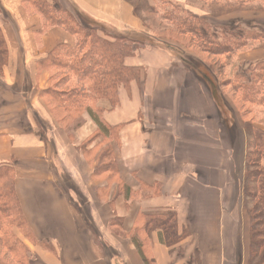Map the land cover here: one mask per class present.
<instances>
[{
  "label": "crops",
  "instance_id": "crops-1",
  "mask_svg": "<svg viewBox=\"0 0 264 264\" xmlns=\"http://www.w3.org/2000/svg\"><path fill=\"white\" fill-rule=\"evenodd\" d=\"M66 1L94 24L140 29L126 0ZM25 5L0 0L7 48L0 164L14 166L26 232L12 229L23 252H8L0 264H145V257L154 264H248V224L236 220L244 211L237 201L243 206L245 123L224 97L230 118L221 111L181 60L188 59L181 46L161 39L134 46L124 64L138 76L118 88L114 106L98 103L103 126L84 112L65 129L42 98L50 74L39 63L57 46L74 47L75 37L58 27L42 33L41 16ZM244 61L243 71L264 61V49Z\"/></svg>",
  "mask_w": 264,
  "mask_h": 264
},
{
  "label": "trees",
  "instance_id": "trees-1",
  "mask_svg": "<svg viewBox=\"0 0 264 264\" xmlns=\"http://www.w3.org/2000/svg\"><path fill=\"white\" fill-rule=\"evenodd\" d=\"M160 1L162 19L175 27H179L181 34L187 33L195 36L194 38L197 39L201 48H203L207 54L219 56L232 53L239 45H235L237 41L247 40L248 42L257 35L250 30L244 29L242 34L235 36L237 35V28L242 31L238 26L239 24L235 23L232 28L225 29L226 31L221 29L224 35L226 33L227 37L231 38L229 43L225 40L228 44H222L224 38H220V34L214 31V28L207 24V21L185 13L179 6L173 4L169 0ZM41 2L42 1L39 0L40 6L43 8L44 3ZM25 6L29 11H32L30 9L34 7L35 4L33 0H26ZM55 6L54 8L47 6V8L44 9L40 7V10L36 11L33 9V12L39 14L43 20L42 33L51 28H61L75 37V46L71 47L66 44L60 45L52 51L45 60L39 63V69L52 72V82H55L56 76H61L58 78L57 83L54 84L55 86L53 85L54 87L51 86L42 93V98L53 113L58 124L65 129H70L72 126L77 125L84 112L91 113L93 119L99 123V127L103 126L100 122L103 111L99 109L97 105L100 101L106 100L114 106L117 102L118 88L121 85L128 86L137 78L138 72L127 68L124 62L126 58L134 54V46H142L145 44L142 42L144 40H141L140 37L129 32H119L113 35L110 28L106 25L94 24L83 16L81 19L87 23V26H79L77 24L78 20L71 14L73 12L67 11L60 5ZM97 29L103 33H110L114 42H106L98 38L95 32ZM261 34L262 32L259 35ZM160 35L161 34H159V36ZM163 36L167 40L170 39L168 35ZM160 38H162V36H160ZM0 40V53L3 55V58L5 56V59H7L6 43L1 29ZM156 41L149 40L147 45L154 47ZM90 43L92 47L90 46L89 48L88 44ZM87 48L89 50H87ZM167 49H169V47H167ZM175 52L177 55L180 54L179 51ZM180 57L183 63L206 83L215 102L224 113L222 107L223 102H221L223 99L222 93L219 90L215 78L211 74L203 72L202 69H200L201 66L199 64L197 65L195 60L193 61L182 56ZM1 65V69H3L5 63ZM262 73H264V61L250 67L242 74L236 75L234 79L228 81L227 84L233 87L234 84L240 83L238 89H240L241 94L242 92L244 95L255 93V97H257V91L264 85V79L260 78V74ZM249 103L251 104V101H249ZM243 118H246V115H244ZM246 123L245 119V129H247L249 124ZM254 131L256 132V129ZM256 134H259V144H257V148L259 149V158L261 162V160L264 159V132L259 131V133ZM247 160L249 163V158H247ZM4 168L10 169L11 186L6 187L4 185L5 187L0 188V201L2 202L0 215L3 217L2 219L9 221L8 224L10 227H18L24 232L25 222L14 192V166L12 164H0V170ZM6 178L7 176L0 175V182ZM262 190V193H264V187ZM15 217H18V221H12L11 223L10 220H13ZM1 221L2 220H0V222ZM7 243L8 241L6 240L5 247L12 253L15 252L13 245H8ZM18 243L19 242H17V245L20 246ZM254 245L258 247V242L253 241V248ZM145 264L154 263L145 257Z\"/></svg>",
  "mask_w": 264,
  "mask_h": 264
},
{
  "label": "rangeland",
  "instance_id": "rangeland-1",
  "mask_svg": "<svg viewBox=\"0 0 264 264\" xmlns=\"http://www.w3.org/2000/svg\"><path fill=\"white\" fill-rule=\"evenodd\" d=\"M41 1V3H44L43 8L40 6L39 0H33V3L36 7H31L30 10L33 11V9H35L36 11L40 10V7L44 9L47 8V6L54 8L56 7L55 5H60L67 11L73 12L71 14L78 20L77 24L79 26H87V23L83 19H81L82 16L78 13H75V11L71 8L66 0ZM126 1L134 6L133 13L134 16L136 18H139L140 20V29L126 27L122 28L123 32L133 33L137 37H140L141 40H144L142 41L145 43L143 44V46H145L149 40H167L163 35H168V37H170L168 41L180 45L181 48H178L175 45L173 46H175L179 51L184 50L185 56L188 59L193 61L195 60L196 63L198 62L197 64L204 68H201L203 72L209 74L214 73L215 75H217V78L220 79L219 90L222 93V97L225 98L228 106H230V108L235 112V117H237L238 120H241L239 122H241L242 127H244L243 123H245V119L247 122L246 124L249 123L247 129H245L248 139L247 158H249V163L247 160L243 183V206L241 204L240 206L239 202L237 201L238 212L240 207H244V211H242V215H240L239 213L236 214V220H241V217H243V223L248 224L246 227L249 231L248 234L250 235L249 238L251 242L248 264H264V193H262V189L264 187V169L261 167L259 149L257 148V144H259V134H256L259 133V131L264 132V85L260 87V89L257 91L258 95L257 97H255V93L244 95V93L242 92L241 94L240 89H238L240 83L234 84L233 87H230L227 84V82L230 81L229 78H234V74L237 73V75H240L245 72L243 71L245 68L244 55L247 52L264 49V19L260 18L261 15H264V0H187L185 3H183L185 5L174 3L172 0H169L173 4L179 6V8H181L185 13L207 21V24L212 26L214 28V31L220 34V38H224V41H221L222 44H228L231 38L227 37L226 33L224 35L221 29H230L235 23H238L239 28H241L242 30L240 31L237 28V35L234 34L235 36L242 34L244 29L250 30L254 34H257L248 42L247 40L237 41L235 45L237 46V44H239L240 46L238 45L237 49L234 52L219 56L205 53L204 49L201 48V45L199 44L197 39L194 38L195 36L187 33L181 34L179 27H175L174 25H171L168 22L164 21L161 17L162 12L160 10V0ZM110 30L113 35L121 32L114 28H110ZM95 32L97 33L96 35L98 36V38H100L102 41L111 43L114 42L113 37L110 33H103L98 29L95 30ZM261 32L262 34L259 35ZM159 34H161L160 36H162V38H160ZM225 40H227L228 43ZM90 46L92 47L91 43L88 44L89 48ZM87 50L89 49L87 48ZM5 58L6 57L4 56L3 58V55L0 53V76H2L1 64L7 63V59ZM255 65H252L251 67ZM235 67L236 70H234ZM41 71L49 72L50 87L56 84L58 78L61 77L56 76L55 82H52V72L44 69ZM260 78L264 79V73L260 74ZM249 101H251V104L249 103ZM221 102H223V105H221L226 117L230 118V113L228 108L224 104V100L222 99ZM244 115H246V118H243ZM231 120L234 121L232 118ZM255 129L256 132L254 131ZM9 171V168L0 170L1 176H7L5 180L0 182V188L11 186V174L9 173ZM1 206L2 202L0 201V209ZM2 218L3 217L0 215V220H2L0 222V263H3L2 260L5 254H8V252H10L7 247H5L6 240L8 241V245H13L15 251H17V255L19 254V252H23L22 248H20L21 246L17 245V238L13 234L12 229L14 227H10V225L8 224L9 221ZM12 221H18V217L10 220L11 223ZM234 227L236 228L237 226L235 225ZM253 241L258 242V247H255L256 245H254L253 248Z\"/></svg>",
  "mask_w": 264,
  "mask_h": 264
}]
</instances>
